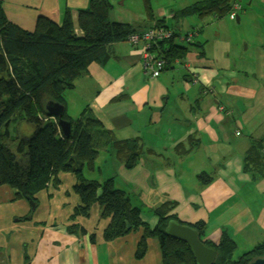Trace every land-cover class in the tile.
I'll return each mask as SVG.
<instances>
[{"label":"crops","instance_id":"crops-1","mask_svg":"<svg viewBox=\"0 0 264 264\" xmlns=\"http://www.w3.org/2000/svg\"><path fill=\"white\" fill-rule=\"evenodd\" d=\"M89 3L60 0L43 12L62 21L64 10L70 9L81 34L78 10ZM142 51L143 46L120 42L108 62L92 64L87 81L76 84L73 97L79 105L74 111L90 108L115 137L136 140L143 149L137 166L128 169L111 146H101L104 157L99 155L91 179L85 177L100 182L115 178L144 219L154 218L152 211L160 205L176 202L174 213L182 221L205 222V241L217 243L228 231L236 242L256 223L251 204L264 194V176L245 168L253 143L264 141V80L257 74L251 78L207 46L190 47L183 59L154 78L144 68ZM65 108L68 113L67 104ZM76 113L69 115L75 119ZM19 133L29 136L32 129L26 124ZM73 182L75 186L77 179ZM50 188L32 203L15 199L14 190L0 185V264H162L156 239L147 241L146 254L138 259L144 231L107 241L110 220L102 217L99 205L89 217L72 220L73 205L65 197L53 198ZM181 204L190 217L181 216Z\"/></svg>","mask_w":264,"mask_h":264},{"label":"trees","instance_id":"trees-1","mask_svg":"<svg viewBox=\"0 0 264 264\" xmlns=\"http://www.w3.org/2000/svg\"><path fill=\"white\" fill-rule=\"evenodd\" d=\"M144 2L149 18L170 29L165 19L152 14L150 0ZM237 5L238 0H205L178 11L175 17L213 16L223 20L232 13L239 16ZM111 8L109 0H90L87 8L78 10L79 34L70 9H65L61 22L41 14L30 29L8 19L3 0H0V185L14 190L15 199H28L34 203L39 192L61 183V174L72 173L77 179L74 192L80 199L72 220L89 217L93 206L99 205L102 217L110 220L104 232L105 240H116L142 230L138 259L145 256L147 241L153 238L159 243L162 264H196L190 248L165 232L171 221L187 224L174 213L176 202H166L155 208L152 212L157 222L152 226L144 219L142 209L133 204L130 194L116 187L115 178L100 182L87 179L84 170L74 171L71 162L74 156L93 171L101 146L107 148L108 145L126 168L133 169L143 153L137 141L115 137L90 108L76 120L65 110L62 119L72 124L71 135L66 138L58 118L47 111L50 102L65 107V93L75 88V81L83 73L88 74L92 64L108 62L115 55V45L128 41L138 32L130 24L112 21ZM173 32L175 36L167 45L160 44L167 54L166 67L176 59H183L190 47L204 46L195 41L201 30L189 32L194 34L193 41H184V44L175 39L183 35ZM119 100L113 99L114 102ZM13 122L27 123L32 134L22 136L17 133L14 136ZM245 168L264 176V141L253 143L245 158ZM188 225L198 231L203 241L205 222ZM203 242L219 251L215 264H249L264 257L263 242L234 259L237 245L228 231L222 233L217 243Z\"/></svg>","mask_w":264,"mask_h":264},{"label":"rangeland","instance_id":"rangeland-1","mask_svg":"<svg viewBox=\"0 0 264 264\" xmlns=\"http://www.w3.org/2000/svg\"><path fill=\"white\" fill-rule=\"evenodd\" d=\"M57 1L60 0H46L45 4H43L41 0H3V3L8 19L20 26L34 27L36 17L38 18L39 15L45 14L43 11L46 9H53ZM200 1L205 0H150V8L153 15L157 14L160 18L165 19L167 25L181 35H186L192 30H201L197 38L205 47L207 46V49L218 56L229 57L232 66L238 67V69L243 72H248L251 78H254L257 74L264 80V0H238L239 5L236 6V9L239 12L240 22H237L236 18L231 19L230 17H226L223 20H216L213 16H207L205 18H200L198 16H188L185 18L175 17L178 11L180 12L182 9ZM109 2L112 5L110 10V18L112 21L115 20L117 22L127 23L133 28H139L146 24H152L151 26L154 25L155 21L149 18L144 0H109ZM177 43L184 44L185 42L177 39ZM245 46H248L247 50H245ZM86 81V76L79 77L75 81V87L79 82L81 85ZM74 90L75 88L65 93V104H67L69 108L68 114H73V112L76 113L77 111L74 110L78 109L79 100L73 97ZM67 96L70 99L68 103ZM80 113L81 112L78 111L76 117L72 116L75 117L73 120L78 119ZM26 124L25 122H13L12 130L14 131L13 134L15 133L14 136H16L23 125ZM103 153L104 152H101L100 154L101 158L104 157V155H102ZM103 171H105L104 168ZM92 173L93 171L88 170L86 166L84 170L86 177L89 178ZM75 178V175L72 173L62 174L60 177L61 186L59 189L55 191L53 189L51 190L50 187L52 185L49 187L51 190L50 194H54L53 198L65 197L68 199V204L73 205L71 214L74 213L79 198L73 188L75 183L73 181ZM46 190L39 192V194ZM47 195L49 196V194ZM38 197L51 198L45 197L44 195H39ZM233 202L236 201L234 200ZM263 203L264 194L258 197V202H253L251 204L253 210L256 212V223L252 225L250 230L236 237L237 247L233 256L234 259L253 250L259 243L264 242ZM185 207V205L181 204L179 209H181V216L188 218L190 214H187ZM199 215L200 214L197 216ZM147 217H150L151 220ZM147 217H145L146 222L150 225L156 224L157 220L155 222V217L153 218L151 215ZM185 223L189 224L188 222Z\"/></svg>","mask_w":264,"mask_h":264},{"label":"water","instance_id":"water-1","mask_svg":"<svg viewBox=\"0 0 264 264\" xmlns=\"http://www.w3.org/2000/svg\"><path fill=\"white\" fill-rule=\"evenodd\" d=\"M236 19H237V22H240L239 16H237ZM247 49H248V46H245V50ZM85 75L86 73L82 74V76H85ZM65 110L66 108L59 103L50 102L47 105V111L49 112V114L54 118H58L59 126L61 128L62 134L66 138H69L72 132V124L71 122H68L62 119ZM71 162L74 163V166H73L74 171L76 172L83 171L84 162H82L78 156H74L71 159ZM165 232L171 238H174L178 240L179 242L186 244L190 248L196 264H214L216 257H217L216 249L205 244L201 240L200 234L198 233V231L194 229L193 227H191L190 225L182 224L178 221H171L168 223V226ZM251 264H264V257L255 260Z\"/></svg>","mask_w":264,"mask_h":264},{"label":"built area","instance_id":"built-area-1","mask_svg":"<svg viewBox=\"0 0 264 264\" xmlns=\"http://www.w3.org/2000/svg\"><path fill=\"white\" fill-rule=\"evenodd\" d=\"M237 17L236 13L230 15L231 19ZM173 30L164 26L154 24L150 28L138 31L132 34L128 41L134 46H143V63L145 70L151 72L154 78L158 77L162 70L167 66V54L160 48V44H168V42L174 38ZM194 34L189 33L186 36L175 37L182 42L187 41L191 43L193 41ZM238 135L240 133L238 132Z\"/></svg>","mask_w":264,"mask_h":264},{"label":"flooded vegetation","instance_id":"flooded-vegetation-1","mask_svg":"<svg viewBox=\"0 0 264 264\" xmlns=\"http://www.w3.org/2000/svg\"><path fill=\"white\" fill-rule=\"evenodd\" d=\"M203 241H204V239H203ZM210 246V245H209ZM212 247V246H211ZM213 248H215V247H213ZM216 249V248H215ZM216 251H217V257H216V260H217V258H218V255H219V251L216 249ZM259 259V258H258ZM216 260H215V262H214V264L216 263ZM257 260V259H256ZM255 261V260H254ZM253 261V262H254ZM252 262H250L249 264H251Z\"/></svg>","mask_w":264,"mask_h":264},{"label":"clouds","instance_id":"clouds-1","mask_svg":"<svg viewBox=\"0 0 264 264\" xmlns=\"http://www.w3.org/2000/svg\"><path fill=\"white\" fill-rule=\"evenodd\" d=\"M237 18V17H236Z\"/></svg>","mask_w":264,"mask_h":264}]
</instances>
